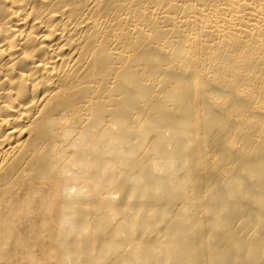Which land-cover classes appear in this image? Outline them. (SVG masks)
I'll return each instance as SVG.
<instances>
[{
	"label": "bare ground",
	"instance_id": "1",
	"mask_svg": "<svg viewBox=\"0 0 264 264\" xmlns=\"http://www.w3.org/2000/svg\"><path fill=\"white\" fill-rule=\"evenodd\" d=\"M17 254L264 264V0H0V264Z\"/></svg>",
	"mask_w": 264,
	"mask_h": 264
},
{
	"label": "rangeland",
	"instance_id": "2",
	"mask_svg": "<svg viewBox=\"0 0 264 264\" xmlns=\"http://www.w3.org/2000/svg\"><path fill=\"white\" fill-rule=\"evenodd\" d=\"M37 247V251L39 252V250H40V243H37V245H36ZM24 258V255H20V254H17V256H16V258L14 259V261H12V259L11 260H9L10 262H9V264H23L22 263V259ZM17 260V261H16ZM19 261V262H18ZM17 262V263H16ZM7 264H8V261L6 262Z\"/></svg>",
	"mask_w": 264,
	"mask_h": 264
}]
</instances>
